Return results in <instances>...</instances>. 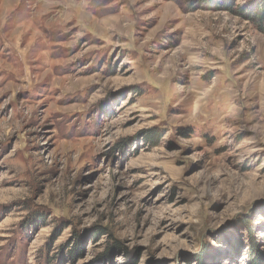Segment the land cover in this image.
Here are the masks:
<instances>
[{
  "label": "rangeland",
  "instance_id": "374dc122",
  "mask_svg": "<svg viewBox=\"0 0 264 264\" xmlns=\"http://www.w3.org/2000/svg\"><path fill=\"white\" fill-rule=\"evenodd\" d=\"M213 1L0 0V264H264V19Z\"/></svg>",
  "mask_w": 264,
  "mask_h": 264
},
{
  "label": "trees",
  "instance_id": "16d2710c",
  "mask_svg": "<svg viewBox=\"0 0 264 264\" xmlns=\"http://www.w3.org/2000/svg\"><path fill=\"white\" fill-rule=\"evenodd\" d=\"M219 2V4L221 5V8H226V4L225 2H227L226 0H217ZM234 1V0H232ZM264 0H260V3L258 4V7L260 5V8H258L257 10L255 11H252L251 9L249 10H246L244 12H237V11H234L233 8L231 9H228L229 12L231 13H234L236 15H239L243 18H246L248 19L249 21H263L264 19V5H261V3H263ZM216 4L213 0H207V4ZM218 5V4H216ZM262 7V8H261Z\"/></svg>",
  "mask_w": 264,
  "mask_h": 264
}]
</instances>
